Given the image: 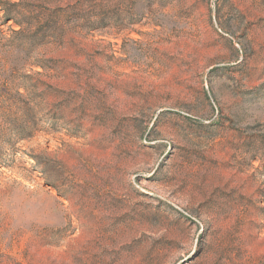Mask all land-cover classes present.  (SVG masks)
<instances>
[{"label":"rangeland","instance_id":"1","mask_svg":"<svg viewBox=\"0 0 264 264\" xmlns=\"http://www.w3.org/2000/svg\"><path fill=\"white\" fill-rule=\"evenodd\" d=\"M1 1L0 264H264V0Z\"/></svg>","mask_w":264,"mask_h":264},{"label":"trees","instance_id":"2","mask_svg":"<svg viewBox=\"0 0 264 264\" xmlns=\"http://www.w3.org/2000/svg\"><path fill=\"white\" fill-rule=\"evenodd\" d=\"M8 1H1L0 2V10H4V5L7 3ZM14 6H17L16 4H13ZM9 20H12V21H14V23L15 24H17V25H19L20 27L22 26L21 25V23H18L17 22V19H16V17L14 16V15H8L7 16V19H6V22H8ZM13 33L15 34V35H19V33H21V31H13Z\"/></svg>","mask_w":264,"mask_h":264}]
</instances>
